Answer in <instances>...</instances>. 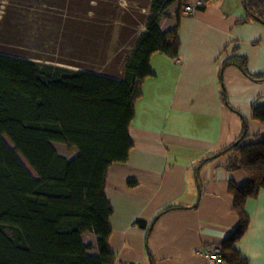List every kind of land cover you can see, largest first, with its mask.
<instances>
[{"label": "trees", "instance_id": "obj_1", "mask_svg": "<svg viewBox=\"0 0 264 264\" xmlns=\"http://www.w3.org/2000/svg\"><path fill=\"white\" fill-rule=\"evenodd\" d=\"M215 1L150 0L146 29L117 73L0 49V264H116L110 247L114 211L108 176L114 165L129 161L134 149L130 130L142 87L153 76L151 59L156 54L177 58L186 8L194 5L197 13ZM242 1L246 17L239 23L264 25V0ZM169 8H174L176 22L165 30L162 13ZM90 25L105 32L94 21L85 29ZM230 65L264 80L249 74L245 57H235L225 61L222 83ZM222 101L228 105L224 86ZM252 118L264 126V107L254 108ZM242 121L240 138L201 162L227 155V169L243 170L249 177L243 187L230 183L240 225L221 245L224 264H249L236 244L249 226L247 201L264 190V140L248 144L249 121L243 116ZM54 143L74 147L79 154L70 160ZM87 233L97 238L95 245L84 241Z\"/></svg>", "mask_w": 264, "mask_h": 264}, {"label": "crops", "instance_id": "obj_2", "mask_svg": "<svg viewBox=\"0 0 264 264\" xmlns=\"http://www.w3.org/2000/svg\"><path fill=\"white\" fill-rule=\"evenodd\" d=\"M245 17L242 0H216L181 20L177 58L152 57L153 76L130 130L134 149L108 176L116 264H207L205 248L221 246L239 227L230 183L243 187L248 175L229 171L227 155L201 162L240 138L242 116L249 121L246 142L264 140V126L252 118L264 107V80L233 65L221 80L225 61L235 57L247 59L253 77L264 76V25L239 23ZM169 207L175 208L159 216ZM245 209L249 226L236 246L249 264H264V190Z\"/></svg>", "mask_w": 264, "mask_h": 264}, {"label": "rangeland", "instance_id": "obj_3", "mask_svg": "<svg viewBox=\"0 0 264 264\" xmlns=\"http://www.w3.org/2000/svg\"><path fill=\"white\" fill-rule=\"evenodd\" d=\"M149 5L150 0H0V49L87 65L98 73H117L135 38L146 29ZM172 20L174 26L175 10L169 8L162 13V28L171 27ZM91 21L105 32L97 33L91 29L93 25L85 29ZM68 25L71 27L65 31ZM87 34L90 38L84 39ZM54 147L70 160L79 154L62 143H54ZM84 241L91 243L87 236Z\"/></svg>", "mask_w": 264, "mask_h": 264}, {"label": "built area", "instance_id": "obj_4", "mask_svg": "<svg viewBox=\"0 0 264 264\" xmlns=\"http://www.w3.org/2000/svg\"><path fill=\"white\" fill-rule=\"evenodd\" d=\"M201 4L198 2V5ZM196 13L194 5L186 8V14L193 15ZM204 259L207 264H224L221 246H207L204 250Z\"/></svg>", "mask_w": 264, "mask_h": 264}, {"label": "water", "instance_id": "obj_5", "mask_svg": "<svg viewBox=\"0 0 264 264\" xmlns=\"http://www.w3.org/2000/svg\"><path fill=\"white\" fill-rule=\"evenodd\" d=\"M16 150V149H15ZM21 158V157H20ZM22 159V158H21ZM23 161V160H22Z\"/></svg>", "mask_w": 264, "mask_h": 264}]
</instances>
